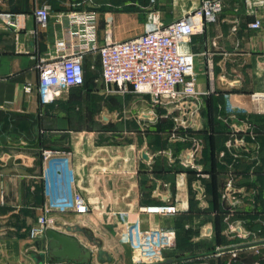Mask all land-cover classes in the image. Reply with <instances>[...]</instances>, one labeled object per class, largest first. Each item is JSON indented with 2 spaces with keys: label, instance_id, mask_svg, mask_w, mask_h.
I'll return each instance as SVG.
<instances>
[{
  "label": "crops",
  "instance_id": "1",
  "mask_svg": "<svg viewBox=\"0 0 264 264\" xmlns=\"http://www.w3.org/2000/svg\"><path fill=\"white\" fill-rule=\"evenodd\" d=\"M44 1L51 8L46 26L34 15ZM201 1L0 0V11L14 14L11 23L0 17V264H38L41 239L32 240L30 229L50 197L64 199L69 180L87 209L53 211L52 228L93 251L78 261L143 264L136 261L131 233L164 226L177 230L165 264H264V96L256 94L264 92V9L256 0H225L217 20L190 41L201 125L176 129L177 110L153 108L149 95L106 94L110 85L96 52L83 61L86 85L52 103H43L38 91L37 60L66 35L70 11L96 9L103 43L141 33L150 10L168 23ZM257 17L263 25L254 28ZM153 110L157 118L147 115ZM232 120L251 124L254 134L245 147L228 146ZM192 139L200 142L201 171L183 163ZM46 150L52 151L47 158ZM229 182L242 189L232 212L223 198ZM197 183L205 189L203 200ZM162 203L178 211L143 208ZM234 224L256 235L233 232ZM69 225L94 233L111 260H98L97 246L84 233L67 231Z\"/></svg>",
  "mask_w": 264,
  "mask_h": 264
},
{
  "label": "built area",
  "instance_id": "2",
  "mask_svg": "<svg viewBox=\"0 0 264 264\" xmlns=\"http://www.w3.org/2000/svg\"><path fill=\"white\" fill-rule=\"evenodd\" d=\"M225 0H202L201 3L171 22H164L157 10H150L144 24V30L126 39L106 38L105 42L98 40V13L96 9L73 10L67 14L69 26L66 35L57 39L55 50L45 56H40L36 67L39 70L38 91L43 103H52L63 93L73 87L82 86L85 82L84 58L89 52H96L101 59V77L110 86L106 94L137 93L149 95L151 105H163L169 112L177 110L174 116L175 128L187 130L193 125H201L199 109L201 92L197 90V72L195 70L196 54L190 47L194 35L205 33L207 26L216 21L223 11ZM256 4L264 9V0H256ZM51 8L47 1L38 3L34 15L38 23L46 26L50 18ZM12 12L0 11V17L11 23ZM105 20L110 23L111 11L104 13ZM254 28L261 27L260 17L250 23ZM264 96V92L256 93ZM148 116L158 117L153 110ZM107 116V114H106ZM142 117V116H140ZM231 139L228 146L245 147L247 136L253 135L251 124L246 120H232ZM186 135L180 136L184 139ZM200 149L197 139L191 140L183 154L186 166L201 171V165L196 162ZM51 150L45 151V157L51 155ZM63 164L68 168L67 159ZM264 175V168H263ZM72 178V175H71ZM198 197L205 198V189L197 183ZM242 189L229 182L223 192V198L228 202L230 211H235L240 203L237 193ZM148 212L175 213V204L162 203L143 207ZM75 209L85 211V197L75 190L72 180L66 184L64 199L50 197L43 206L41 214L30 229L32 240L42 239L47 231L54 226L51 216L53 211ZM240 235H256L253 231L242 232L239 225L229 228ZM132 244L137 251L136 261L143 264H165V251L174 248L177 242L175 227H152L137 229L131 233ZM43 264H96L63 258L45 259ZM259 264V263H258Z\"/></svg>",
  "mask_w": 264,
  "mask_h": 264
},
{
  "label": "water",
  "instance_id": "3",
  "mask_svg": "<svg viewBox=\"0 0 264 264\" xmlns=\"http://www.w3.org/2000/svg\"><path fill=\"white\" fill-rule=\"evenodd\" d=\"M66 229L67 231H79L84 233L87 239L97 246L98 260L102 262L111 260L112 257L108 251L102 247V243L99 241L98 237L89 229L80 225H69L66 226ZM36 246L40 250L39 253L35 254L38 264H43L47 256H49L50 259L63 258L80 260L90 259L93 254L91 249H85L83 247L79 239L54 228H50L41 240H37Z\"/></svg>",
  "mask_w": 264,
  "mask_h": 264
},
{
  "label": "trees",
  "instance_id": "4",
  "mask_svg": "<svg viewBox=\"0 0 264 264\" xmlns=\"http://www.w3.org/2000/svg\"><path fill=\"white\" fill-rule=\"evenodd\" d=\"M87 84V81L85 80V82H84V84L82 85V86H84V85H86Z\"/></svg>",
  "mask_w": 264,
  "mask_h": 264
},
{
  "label": "rangeland",
  "instance_id": "5",
  "mask_svg": "<svg viewBox=\"0 0 264 264\" xmlns=\"http://www.w3.org/2000/svg\"><path fill=\"white\" fill-rule=\"evenodd\" d=\"M124 36H128L127 34H124V35H122V38H124Z\"/></svg>",
  "mask_w": 264,
  "mask_h": 264
}]
</instances>
